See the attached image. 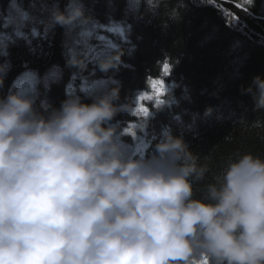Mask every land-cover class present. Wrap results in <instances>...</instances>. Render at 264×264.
<instances>
[{
	"label": "clouds",
	"instance_id": "obj_1",
	"mask_svg": "<svg viewBox=\"0 0 264 264\" xmlns=\"http://www.w3.org/2000/svg\"><path fill=\"white\" fill-rule=\"evenodd\" d=\"M143 2L154 16L165 5L163 27L187 6ZM90 22L81 0H69L63 10L53 5L44 26ZM124 54L116 46L95 58L96 68L115 73ZM89 59L69 50L67 63L83 72ZM7 70L0 64V88ZM109 80L86 93L91 103L69 89L58 108L41 110L11 89L0 96V264H264V156L229 157L197 197L206 158L169 126L137 152L115 119L130 104ZM241 91L264 111V78ZM147 127L137 124L141 133Z\"/></svg>",
	"mask_w": 264,
	"mask_h": 264
},
{
	"label": "trees",
	"instance_id": "obj_2",
	"mask_svg": "<svg viewBox=\"0 0 264 264\" xmlns=\"http://www.w3.org/2000/svg\"><path fill=\"white\" fill-rule=\"evenodd\" d=\"M68 2L0 0V64L8 68L0 96L26 81L29 87L22 94L32 95L44 110L58 108L69 89L91 103L86 93L94 85L108 84L110 77L119 81L121 102L130 104L115 118L123 132L132 122L136 137L147 140L169 126L184 136L201 163L206 158L209 173L194 184L197 197L229 157L245 152L264 156V129L252 127L254 120L264 121V111L255 112L251 95L241 91L253 77L264 78V0H181L187 5L177 13L182 19L167 27L162 26L168 21L164 4L154 16L143 0H81L89 24L49 31L44 25L50 9L58 5L63 10ZM176 2L166 0L169 7ZM117 27L122 36L112 30ZM113 44L125 50L123 63L105 74L95 58ZM69 50L90 53L85 71L67 63ZM153 78L168 85L159 97L163 103H156ZM142 94L146 98L138 101ZM137 106L150 109L146 137L137 128L146 121L135 114ZM208 108L212 112L205 115ZM124 135L129 143L138 142Z\"/></svg>",
	"mask_w": 264,
	"mask_h": 264
},
{
	"label": "snow or ice",
	"instance_id": "obj_3",
	"mask_svg": "<svg viewBox=\"0 0 264 264\" xmlns=\"http://www.w3.org/2000/svg\"><path fill=\"white\" fill-rule=\"evenodd\" d=\"M248 2L251 3V0H248ZM112 30L119 32L121 34V36L123 35V30L118 28V27L114 28ZM111 47L114 48V47H116V45L113 44V45H111ZM168 68H169V66L167 64H165L164 65V70L167 71ZM104 83H106V82H101L100 85H94L93 87L102 86ZM164 83H165L164 81L158 80V79H155V78H153V80H152V89L156 93V97H157L156 103L157 104L163 103V101H161L159 99V97L162 94H164V91H165ZM145 98H146L145 95H143V94L139 95L138 96V101H143ZM147 99H152V97H147ZM134 111H135L136 115L143 116L145 118V120H146V118L149 115L150 109L148 107H146V106H137ZM134 127H135V125L132 122H129V126L124 129V133L125 134H130L131 136L136 137V132L132 130ZM144 134H145V137H146L147 133L145 132ZM136 138L138 140V142L136 143L137 152L142 153L144 150H146L148 148V142H147V140L145 138H139V137H136ZM199 264H209L208 258L204 257L199 262Z\"/></svg>",
	"mask_w": 264,
	"mask_h": 264
},
{
	"label": "rangeland",
	"instance_id": "obj_4",
	"mask_svg": "<svg viewBox=\"0 0 264 264\" xmlns=\"http://www.w3.org/2000/svg\"><path fill=\"white\" fill-rule=\"evenodd\" d=\"M16 87H15V91H20L21 93H23V91H24V89H26V88H28L29 87V84L27 83L26 84V82L25 81H18L17 83H16V85H15ZM166 87V88H165ZM164 89H165V91L168 89V85L166 84V83H164ZM164 91V92H165ZM146 96V95H145ZM136 99H138V97L136 98Z\"/></svg>",
	"mask_w": 264,
	"mask_h": 264
},
{
	"label": "bare ground",
	"instance_id": "obj_5",
	"mask_svg": "<svg viewBox=\"0 0 264 264\" xmlns=\"http://www.w3.org/2000/svg\"><path fill=\"white\" fill-rule=\"evenodd\" d=\"M23 82V81H22ZM27 84V83H26ZM166 88V87H165Z\"/></svg>",
	"mask_w": 264,
	"mask_h": 264
}]
</instances>
